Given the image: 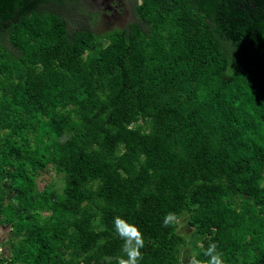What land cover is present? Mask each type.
<instances>
[{"label":"trees","instance_id":"16d2710c","mask_svg":"<svg viewBox=\"0 0 264 264\" xmlns=\"http://www.w3.org/2000/svg\"><path fill=\"white\" fill-rule=\"evenodd\" d=\"M129 1L0 0V264H264V0Z\"/></svg>","mask_w":264,"mask_h":264},{"label":"clouds","instance_id":"9594fccd","mask_svg":"<svg viewBox=\"0 0 264 264\" xmlns=\"http://www.w3.org/2000/svg\"><path fill=\"white\" fill-rule=\"evenodd\" d=\"M176 222V214L173 212L165 213L162 226L170 227ZM113 230L121 240L120 254L115 257L116 264H140L142 260L141 249L145 247V240L140 229L120 216L113 218ZM203 257L190 255L186 264H225L223 253L218 249L215 242H211L203 250Z\"/></svg>","mask_w":264,"mask_h":264},{"label":"rangeland","instance_id":"374dc122","mask_svg":"<svg viewBox=\"0 0 264 264\" xmlns=\"http://www.w3.org/2000/svg\"><path fill=\"white\" fill-rule=\"evenodd\" d=\"M120 3L116 8V13L113 11L107 12L102 1L85 0V4L89 6L92 13L98 14V20L94 25V29L98 33H107L116 29H122L126 27L132 21V12L130 11L129 0H118ZM57 173L52 169L48 168L43 170L38 177L39 185L43 188L45 184L59 181ZM181 221V220H180ZM183 231H187L188 228L184 220L181 221ZM9 228L7 226L0 225V238L6 239L8 236Z\"/></svg>","mask_w":264,"mask_h":264},{"label":"water","instance_id":"95a60500","mask_svg":"<svg viewBox=\"0 0 264 264\" xmlns=\"http://www.w3.org/2000/svg\"><path fill=\"white\" fill-rule=\"evenodd\" d=\"M114 0H103V5L106 11H111V6Z\"/></svg>","mask_w":264,"mask_h":264},{"label":"flooded vegetation","instance_id":"af4514ba","mask_svg":"<svg viewBox=\"0 0 264 264\" xmlns=\"http://www.w3.org/2000/svg\"><path fill=\"white\" fill-rule=\"evenodd\" d=\"M92 1H94V2H96V1H102V3H103V0H92ZM118 2V0H114V2L112 3V6H111V11H113V12H115L116 13V8H118V5L116 4L117 2Z\"/></svg>","mask_w":264,"mask_h":264}]
</instances>
